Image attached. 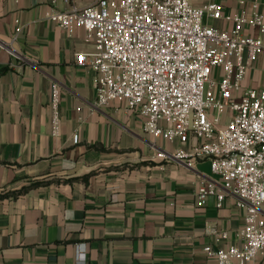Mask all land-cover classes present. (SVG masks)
Here are the masks:
<instances>
[{
	"label": "crops",
	"instance_id": "1",
	"mask_svg": "<svg viewBox=\"0 0 264 264\" xmlns=\"http://www.w3.org/2000/svg\"><path fill=\"white\" fill-rule=\"evenodd\" d=\"M224 4L227 14L264 12V0ZM52 8L70 6L0 0V264H80L79 244L86 245L81 264H218L204 248L240 243L238 198L220 200L223 182L209 160L190 168L160 158L177 143L146 132L138 110L118 101L96 108V74L77 63L93 46L82 28L69 32L48 20ZM244 84L264 85V56ZM204 183L215 193L201 202Z\"/></svg>",
	"mask_w": 264,
	"mask_h": 264
},
{
	"label": "built area",
	"instance_id": "2",
	"mask_svg": "<svg viewBox=\"0 0 264 264\" xmlns=\"http://www.w3.org/2000/svg\"><path fill=\"white\" fill-rule=\"evenodd\" d=\"M224 1L196 6L192 0H96L78 7L63 0L70 8H52L47 17L69 32L82 28L92 44V52L77 54V63L96 74V108L118 101L138 110L146 132L177 143L160 158L190 168L209 160L223 182L220 200L225 194L238 198L245 210L240 243L206 246L208 256L218 264H264V85L257 90L244 84L264 56V12L255 6L250 13L227 14ZM239 3L245 6L246 0ZM59 105L54 83V134ZM214 193L204 183L199 200ZM77 254L83 263L85 244Z\"/></svg>",
	"mask_w": 264,
	"mask_h": 264
}]
</instances>
